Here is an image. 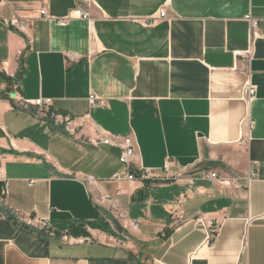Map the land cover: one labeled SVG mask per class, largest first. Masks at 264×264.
I'll return each mask as SVG.
<instances>
[{"label": "crops", "instance_id": "1", "mask_svg": "<svg viewBox=\"0 0 264 264\" xmlns=\"http://www.w3.org/2000/svg\"><path fill=\"white\" fill-rule=\"evenodd\" d=\"M0 264H264V0H0Z\"/></svg>", "mask_w": 264, "mask_h": 264}, {"label": "built area", "instance_id": "2", "mask_svg": "<svg viewBox=\"0 0 264 264\" xmlns=\"http://www.w3.org/2000/svg\"><path fill=\"white\" fill-rule=\"evenodd\" d=\"M41 16L44 19L47 20H53L50 18L47 14V11L45 9L40 11ZM167 13L165 10L161 11L160 17L166 18ZM69 19H81L84 21H88L91 24H93V17L89 11L86 10H74L70 13V16L65 19H58L59 24L66 23ZM29 19L27 18H21V17H14L12 18L8 25L11 26V28H14L20 32L26 33L28 29L27 21ZM247 20L252 23L253 28L257 26V20H253L250 16L247 17ZM246 96L248 102H252L256 99L257 96V89L255 86L251 85L250 83L247 85L246 88ZM90 104L92 106H97L96 97L92 96L90 99ZM34 105L41 108H47L51 105V100H44L39 99L34 102ZM250 124L253 125V122L250 121ZM94 144H102L106 146L116 147L121 149L122 154L120 156V163L124 166V173L123 174H117L113 177L114 181H120V180H127V181H135L137 179V176L135 174V171H139L142 174L143 179H150L154 177V171L152 169H143L142 167H137V165L133 162V158L136 154V149L134 142L131 138H122L119 136L112 135L107 132H101L98 134L96 139L92 141ZM170 162L168 161L165 166V172H169L170 169ZM203 178L207 180H212L215 182H219L221 185L224 186H237L236 183H234L230 179H224L221 178L217 173L213 172H205L202 174ZM255 176V174H254ZM170 176H167L166 179H170ZM87 183H91L94 181V178L88 177L86 179ZM139 227V223H134L133 228L137 229ZM192 257V256H191ZM192 260V258H191Z\"/></svg>", "mask_w": 264, "mask_h": 264}]
</instances>
